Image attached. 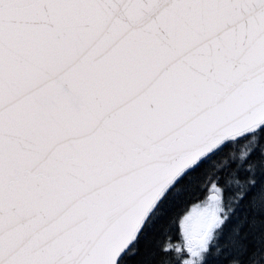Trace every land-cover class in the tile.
Masks as SVG:
<instances>
[{
  "label": "snow or ice",
  "instance_id": "1",
  "mask_svg": "<svg viewBox=\"0 0 264 264\" xmlns=\"http://www.w3.org/2000/svg\"><path fill=\"white\" fill-rule=\"evenodd\" d=\"M0 264H264V0H0Z\"/></svg>",
  "mask_w": 264,
  "mask_h": 264
}]
</instances>
